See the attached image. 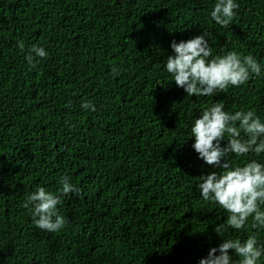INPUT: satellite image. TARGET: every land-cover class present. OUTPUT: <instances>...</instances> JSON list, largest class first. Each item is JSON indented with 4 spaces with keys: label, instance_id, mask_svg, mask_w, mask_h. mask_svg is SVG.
Listing matches in <instances>:
<instances>
[{
    "label": "trees",
    "instance_id": "1",
    "mask_svg": "<svg viewBox=\"0 0 264 264\" xmlns=\"http://www.w3.org/2000/svg\"><path fill=\"white\" fill-rule=\"evenodd\" d=\"M0 264H264V0H0Z\"/></svg>",
    "mask_w": 264,
    "mask_h": 264
}]
</instances>
